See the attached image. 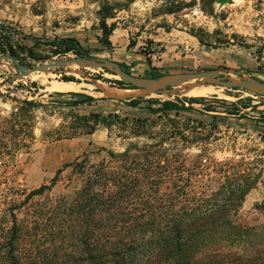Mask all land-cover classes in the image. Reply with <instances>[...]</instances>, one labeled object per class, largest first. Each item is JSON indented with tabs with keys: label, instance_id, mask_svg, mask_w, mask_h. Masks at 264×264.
Wrapping results in <instances>:
<instances>
[{
	"label": "trees",
	"instance_id": "1",
	"mask_svg": "<svg viewBox=\"0 0 264 264\" xmlns=\"http://www.w3.org/2000/svg\"><path fill=\"white\" fill-rule=\"evenodd\" d=\"M160 1L158 14L173 16L198 5V0ZM199 1L203 13L213 16V4L230 0ZM99 3V43L110 48L109 37L116 25L107 24L106 20L116 16V4L108 0ZM186 32L206 48L229 44L226 39H218V30L206 33L191 28ZM231 36L237 38L236 34ZM17 37L23 35L0 25V53L11 56L23 67L30 66L27 58L39 62L41 59L18 43ZM32 41L49 48L54 56L71 53L92 57L73 38L33 37ZM119 65L130 73L129 67ZM147 75L156 78L164 74L152 68ZM61 81L81 82L73 76ZM114 84L121 89H134L118 80ZM78 95L81 99L61 103L70 108L67 114L71 136L93 134L98 126L110 128L116 122L111 114L77 113L76 108L97 100ZM12 101L16 105L9 115L0 118V160L27 152L33 141L35 111L46 108L35 100L12 97ZM130 102L135 106L146 104L156 116L136 120L142 128L145 124L154 128L158 120L167 126L152 137L156 139L153 143L109 153L108 159L98 164L75 161L65 165L79 174L77 189L51 193L61 170L49 185L28 193L13 186L6 174H0V264H264V226L246 227L237 221L244 199L256 187L259 175L241 170L240 163L225 161L217 164L219 169L214 176H204L205 182L214 181V185L203 183L201 187L195 185L198 174L184 169L185 160L177 145L187 146L194 140L184 132L207 131L202 122L194 126V120L186 118L189 123L183 125L178 117L196 112L191 104H206L208 99L187 98L180 102L139 97ZM216 104L235 106H226L223 100ZM198 164L194 162L192 167L197 168Z\"/></svg>",
	"mask_w": 264,
	"mask_h": 264
},
{
	"label": "rangeland",
	"instance_id": "2",
	"mask_svg": "<svg viewBox=\"0 0 264 264\" xmlns=\"http://www.w3.org/2000/svg\"><path fill=\"white\" fill-rule=\"evenodd\" d=\"M108 1L115 3L117 10L114 18L106 20L107 24L116 25L109 37L110 48L99 43L102 36L97 15L99 0H0V25L20 32L23 37L16 38L18 43L30 48L33 55L41 59L37 62L27 58L30 64L25 66L27 70L76 57L71 53L54 56L49 48L34 45L33 37L49 40L73 38L90 56L122 63L129 67L130 74L134 76H148L152 67H148L150 62L147 55L152 53V62L156 65L162 62L157 69L164 75L219 70L224 72V76L233 77L232 72H227L231 70L239 75L264 80V0H230L224 6L215 3L213 16L203 13L199 0L194 8L185 9L175 16L158 14L162 4L160 0ZM191 28L206 33L218 30V39L228 40V48L219 47L222 48L219 51L197 48L193 53L183 52L181 32ZM232 34H236L237 38H232ZM151 39L158 40L153 52L149 49ZM172 47H176V50L173 51ZM185 55L189 56L183 60ZM4 56L0 53V118L8 116L16 105L12 97L35 100L46 106L35 111L33 141L27 152H18L13 159L0 160V174H6L13 186L27 193L41 185H49L58 170L61 172L51 193L75 190L80 186L79 174L71 166L65 168V165L75 161L94 165L108 159L109 153L123 152L131 145L153 143L156 139L152 137L159 135L162 127L167 126L158 120L156 127L145 124L142 128L136 122L156 118L146 104L135 106L130 102L139 97H102L105 99L102 102L76 108L77 113L88 114L94 110L104 115H115L116 122L110 128L98 126L93 134L71 136L68 129L71 119L67 114L70 108L61 104L68 101L57 96L53 84L65 76H73L80 79L81 84H88L89 87L84 88L88 91L91 86L100 90L103 84L121 89L114 84L117 77L111 74L113 72L74 63L24 75ZM175 61L190 63L189 66H173ZM199 86H210L216 94L198 97L184 94ZM177 89L175 95L143 94L140 97L180 102L187 98L208 99L206 104H191L196 112L178 117L183 125L188 122L186 118L193 119L194 126L202 122L207 131L193 129V134L184 132L190 140L194 139L187 146L177 145L185 160L184 169L198 174L195 185L201 187L203 183L214 185V181L205 182L204 176H214L219 169L217 164L225 161L240 163L241 170L258 174L256 187L245 197L237 221L246 227L263 229L264 97L214 84L191 83ZM219 100L225 101L226 106L230 103L235 106L222 107L216 104ZM171 116L177 119L173 114ZM194 136L197 138H192ZM166 145L169 143L166 142ZM194 162H199L197 168L192 167Z\"/></svg>",
	"mask_w": 264,
	"mask_h": 264
},
{
	"label": "water",
	"instance_id": "3",
	"mask_svg": "<svg viewBox=\"0 0 264 264\" xmlns=\"http://www.w3.org/2000/svg\"><path fill=\"white\" fill-rule=\"evenodd\" d=\"M15 64L19 72L27 75L36 71H43L52 67H62L69 64H80L93 68H100L110 70L117 77V80L132 86L135 90H139L144 94H158V95H175L178 89L186 84H214L225 89H241L256 93L264 97V82L254 77L239 75L234 71L233 77L224 76V72L219 70H201L194 72L171 73L160 77L151 78L145 76H134L122 70L119 63L97 57H75L64 61L53 62L50 65H39L27 70L19 64L11 56H4ZM140 97V96H139Z\"/></svg>",
	"mask_w": 264,
	"mask_h": 264
},
{
	"label": "crops",
	"instance_id": "4",
	"mask_svg": "<svg viewBox=\"0 0 264 264\" xmlns=\"http://www.w3.org/2000/svg\"><path fill=\"white\" fill-rule=\"evenodd\" d=\"M216 4L217 5L224 6V5H227L228 3H222V4L216 3ZM181 34H182L181 35L182 36L181 38L183 40L181 41L180 44H181V49H182L183 52H186L187 51V52L193 53L194 51L197 50V48L205 49V50H211V51H219V50H222V48H216V49L206 48L205 46H201L198 43V40L195 37L187 34L186 32H181ZM168 35H170V34H168ZM151 40L152 41L149 42V49H150L151 52H153L155 50V48L157 47L156 44H158L157 43L158 40L157 39H151ZM152 42H153V44H152ZM227 48H228V46L226 47V49ZM171 49L174 51V50H176V47H172ZM187 56H189V55H185L184 57H182V59L185 60V58ZM147 58H149L148 60L150 62L149 65H148V67L151 66L152 68L155 67L157 69L160 66L158 64H161L162 63V62H159L156 65V63L152 62V60L154 59V54H152V53L151 54H148L147 55ZM189 63L190 62H188V61H181V62L180 61H175V63L173 64V66H189ZM75 84L79 85L75 89H68V88L66 89V88H64V89L61 90L60 88H57V87L53 86L54 87L53 90H55L57 96L59 98H61V100H65V101L76 100L77 97H79L78 94H83V95L86 94V95H88V96H90V97H92L94 99H97L96 101L91 102V104H96L98 102H102V101H98V99L102 98L100 91H98V90L96 91V90H93V89H91L90 91L85 90L84 89L85 87H89L88 84H81V83H75ZM101 84H103V83H101ZM103 85H104V88L108 87L105 84H103ZM110 88L111 87H109L107 89H110ZM129 90L132 91V90H135V89H129ZM80 107H82V106H80ZM78 110H80V109H78ZM89 112H94L95 113L96 111L92 110V111H89Z\"/></svg>",
	"mask_w": 264,
	"mask_h": 264
},
{
	"label": "bare ground",
	"instance_id": "5",
	"mask_svg": "<svg viewBox=\"0 0 264 264\" xmlns=\"http://www.w3.org/2000/svg\"><path fill=\"white\" fill-rule=\"evenodd\" d=\"M53 86L60 88L61 90L64 88L75 89L76 87H78V85L75 84L74 82H65V81H55V84ZM107 88L109 87L104 88L103 86L99 90L91 86V89L100 91L101 96L106 98H117V99L136 98L144 94L139 90L131 91L129 89H115V88L107 89ZM192 89L193 90L187 91L184 94L192 97H198V96H206L207 94L215 93V90L210 86H199L196 88L193 87Z\"/></svg>",
	"mask_w": 264,
	"mask_h": 264
}]
</instances>
